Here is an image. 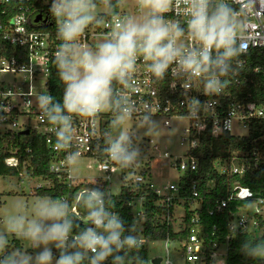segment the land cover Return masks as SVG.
<instances>
[{
    "label": "built area",
    "instance_id": "obj_1",
    "mask_svg": "<svg viewBox=\"0 0 264 264\" xmlns=\"http://www.w3.org/2000/svg\"><path fill=\"white\" fill-rule=\"evenodd\" d=\"M58 3L59 0H0V125L3 127L0 130H37L44 135L51 154L48 170L58 174L69 187L77 180L71 174V162L82 156L99 162V169L106 177L98 179L107 182L108 195H111L108 190L112 172L122 170L123 173L129 171L134 174L131 181H124L123 185L132 188L139 186L142 190V194L134 195L129 202L138 225V222L143 225L146 219V191H151L157 198L155 203L162 208L159 215L161 221L168 228L173 223L176 231L187 229V223L181 218L185 217V207L188 205L193 212L191 225L187 238L179 241L184 249L183 264H229L233 237L238 234L264 237V194L258 195L241 182L234 183L230 188L223 182L219 189H224L225 192L215 198L213 207L208 211L209 216L218 217L217 224L206 231L199 209L204 196L210 194L217 185L215 181L209 182L203 195L200 181L191 179L199 172L200 167L199 158L191 150L198 147L204 132H209L213 138L224 134L243 138L254 127L263 133L252 141L248 151L246 146L234 151L226 145L222 149V155L215 159L213 167L221 176L239 178L264 169V64L254 69L249 66L250 51L264 49V0H209V6L211 3L233 4L238 8L234 17L237 36L235 46L238 47L242 42L248 44L246 52L225 61L228 68L224 74H221L219 67L210 65L208 71L193 75L173 62L163 77L157 78L149 70L151 61H145L138 55L134 71L124 81L112 80L108 101L96 114L88 116L67 111L61 115L68 120V130L63 132L67 137L66 141L59 138L64 129L63 123L51 120L54 101L50 77L53 66L59 61L57 54L65 43L60 36L58 24V20L62 21L63 17L57 18L53 13V5ZM186 8L185 0H173L171 10L164 17L167 23L178 25L184 30L176 43L185 54L201 48L189 33L187 21L190 16L185 14ZM108 9L107 5V11L99 14L97 20L90 23L71 42L77 49L87 46L90 41L105 39L101 42L104 43L111 39L115 20H123L125 17L119 13L104 17L109 12ZM38 16L41 19L36 21ZM222 52L223 49L219 52L213 49L212 59L215 60ZM251 74L256 75L259 80L254 81ZM5 75H11L12 78L8 80ZM212 79L218 81V90L207 87ZM41 82L40 87L45 90V94L37 91ZM112 94L114 101L111 99ZM41 97H49L50 102L42 105ZM252 97H257L260 101ZM115 101L119 105V115L116 114ZM117 117L137 121L159 117L168 128H172L173 119H186L190 122L189 126L184 127L185 134L181 137V145L189 141L187 151L170 162L171 168L179 172L177 180L157 185L152 179L150 168L146 163L143 166L141 162L134 160L133 153L128 163L114 161L108 150L103 160L98 158L102 139L108 135V122ZM124 147L126 153L129 152L128 144H124ZM154 148L159 149L157 145ZM165 157L169 159L171 154L166 151ZM17 158L9 157L6 162L10 166H18ZM47 182L49 187L51 181ZM40 187L45 186L37 188ZM91 191L94 190H81L70 207L67 196L61 198L62 202H67L66 209L73 219H80L87 229H95V225L88 216L82 215L78 204L81 197ZM101 200L104 207L102 197ZM138 202L141 209L136 211ZM179 208L183 209L182 214L178 213ZM143 230V226L135 228L132 237L136 240L134 246L144 247L150 241ZM80 234L68 232L64 241L65 248L69 249L72 244L73 247L86 251L77 243L76 238ZM125 239L120 237L122 244H126L123 243ZM164 241L165 256L161 257V264H178L172 255L170 236ZM86 252L91 258L95 255L90 251ZM260 252L262 256L255 257V263L252 264H264V250ZM88 261L91 263L90 258ZM99 264L112 263L107 257Z\"/></svg>",
    "mask_w": 264,
    "mask_h": 264
},
{
    "label": "clouds",
    "instance_id": "obj_2",
    "mask_svg": "<svg viewBox=\"0 0 264 264\" xmlns=\"http://www.w3.org/2000/svg\"><path fill=\"white\" fill-rule=\"evenodd\" d=\"M185 2L187 4L185 14L190 16L187 21L189 33L201 45L199 51L194 50L187 54L176 43L184 34V30L178 25L167 23L164 18L171 10L173 0H137L140 10L146 11L143 22L131 17L116 19L111 39L98 45L95 52L79 51L77 46L71 43L95 19L92 15L95 8L92 0H59L58 4L53 5L55 17H63L62 21L58 20V24L60 36L65 43L61 45V51L57 54L60 76L67 85L63 108L70 113L88 116L96 114L108 101L112 80L124 81V78L134 71L138 55L145 61H151L149 70L157 78L163 77L173 62L193 75L208 71L210 65L219 67L221 74H224L228 68L225 61L248 49V44L243 42L238 47L235 46L236 13L232 8L221 4L210 14L209 0ZM213 49L217 52L223 49L215 60L211 56ZM217 84L218 81L212 79L207 87L210 90H218ZM49 102V97H41L42 105ZM52 112L54 115L51 116V120L64 125L59 138L66 141L67 137L63 132L68 130V120L60 115V105H54ZM125 139L122 134L108 149L114 161L131 160V155L126 153L124 147ZM86 205L92 209L88 219L95 225V229H87L76 239L81 248L95 254L91 264H99L112 253V245H116L117 248L122 246L120 240L122 224L115 215L109 216L104 210L99 192L87 193ZM65 215L66 206L63 204L42 205L39 209V216L42 219L59 221ZM10 224L12 231H22L31 240L45 244L50 241H60L63 244L71 227L67 221L63 224L53 223L46 228L40 223L31 222L25 229L23 218L13 220ZM96 229H103V233L107 235L98 233ZM4 243L3 237H0V247H3ZM123 243L131 247L136 244V240L127 237ZM51 259V251L46 248L37 257V264H51ZM81 260L80 253L62 255L57 264H80ZM0 264H28V261L9 257L0 261Z\"/></svg>",
    "mask_w": 264,
    "mask_h": 264
},
{
    "label": "trees",
    "instance_id": "obj_3",
    "mask_svg": "<svg viewBox=\"0 0 264 264\" xmlns=\"http://www.w3.org/2000/svg\"><path fill=\"white\" fill-rule=\"evenodd\" d=\"M123 0H92V3L107 4L109 9L108 13L104 16H110L118 14L120 12V5ZM216 3H211L209 6V13L211 14L218 7ZM228 7L232 8L234 12L238 8L233 4H227ZM264 49L260 48L252 50L249 53V66L254 69L257 66L264 64ZM58 63L53 66L51 77H50V90L53 96L54 105H60L61 113L64 115L67 110L63 108V98L66 91L67 85L62 81L60 76V69ZM251 78L254 81H258L256 75L251 74ZM253 87V86H252ZM252 88H250L251 90ZM111 99L114 101V95H111ZM252 99L260 101L257 97ZM116 114L119 115V105L115 101ZM108 135L102 139L101 147L99 149L100 160L106 157V152L109 149L112 141L110 139L111 121L108 122ZM26 130L8 131L3 132L0 130V176H19L28 178H37L47 181H51L49 187H40L35 189V193L41 197H49L53 200L61 199L67 196L68 206L70 207L73 202L77 199L78 194L83 189L94 190L101 194L104 200V210L109 216L115 215L122 224V232L120 237H133L135 234V228L139 226L133 215V208L129 202L132 197L136 194H142V190L139 186L137 187H126L122 186L121 193L119 196L113 194H107V182L102 179L89 181L76 180L69 187L58 174L52 173L48 170L50 161V151L46 143V137L37 130H30L29 133H25ZM263 131H258L254 127H251L249 135L243 138L235 137L231 134H224L219 138L211 137L209 132L201 134V140L197 148L191 150L192 154L197 156L200 160L199 172L196 173L191 179L200 181L201 190L206 188V185L215 181L217 185L210 194L204 196L201 201L202 207L199 209V214L202 217V221L205 225V230H211L215 224H217V216H209L208 211L213 207V201L216 197L222 196L225 192L224 189H219L223 182H226L227 188H230L236 182H241L244 185L251 187L258 195L264 194V169H260L253 174L248 173L246 177L239 178L238 176L225 177L221 176L213 167V163L216 158L222 155V149L228 145L232 150L236 151L241 146H246V151L251 147V143ZM127 154L131 155L132 148L129 146ZM18 157V166H10L6 160L9 157ZM94 156V155H91ZM122 163H128V161L121 160ZM191 181V180H190ZM189 183V181L187 182ZM219 184V186H218ZM227 190V189H226ZM146 196V219L144 224L143 234L149 240H165L170 236L172 241H183L187 238L189 233L188 228L191 225V217L193 212L189 210L188 205L185 207V217L181 218L187 223V229L184 231H176L173 229V223H170V228L167 227L166 223L161 221L159 215L161 214L162 208L155 203V198L151 191L144 192ZM86 200L83 196L81 198L78 208L83 216H88L92 209H89L86 205ZM67 206V202H63ZM1 205V201H0ZM69 222L71 227L69 232L82 233L87 230V226L74 220L70 213L67 214L66 219L63 223ZM62 223V224H63ZM100 233H103V229H96ZM107 235L106 233H103ZM17 245L19 242L17 241ZM112 253L108 256L112 264H125L128 262L144 261L148 258V251L146 246H129L122 244L120 248L116 245H112ZM264 250V237L257 238L250 234H238L233 237L231 242V248L229 251V264H252L255 263V252ZM9 253H6L1 261L9 258ZM119 257V259H117ZM91 264L90 261H87Z\"/></svg>",
    "mask_w": 264,
    "mask_h": 264
},
{
    "label": "rangeland",
    "instance_id": "obj_4",
    "mask_svg": "<svg viewBox=\"0 0 264 264\" xmlns=\"http://www.w3.org/2000/svg\"><path fill=\"white\" fill-rule=\"evenodd\" d=\"M95 8L92 10V15L95 22L99 14L107 11V5L94 3ZM119 15L122 17L135 18L139 22H143L146 11H141L138 7L137 0H123L120 5ZM105 39L88 42L87 46L79 47L77 50H91L95 52L98 45ZM94 45V47H93ZM9 80L11 75H5ZM44 81V79H43ZM42 81V82H43ZM39 83L37 91L45 94V90L40 87ZM35 123V122H33ZM110 139L113 142L117 141L123 134L126 139L124 144H128L132 148L134 160L141 162L142 165L150 168L152 179L157 185H162L167 181H175L179 176V172L171 168L170 162L173 159L179 158L186 153L188 142L181 145V137L184 136V127L190 125L186 119H173L172 128H168L163 124V119L153 117L147 121H137L129 118L117 117L111 120ZM0 129L3 127L0 125ZM154 145L158 146L155 150ZM171 154L169 159L165 157V152ZM71 174L78 180L87 179L89 181L97 180L100 177H106V174L99 169V162L91 157L82 156L75 158L71 162ZM134 177L129 171L123 173L122 170H117L110 174L109 192L115 196H119L124 181L129 183ZM48 182L43 179L26 178L19 176H0V237H3L5 243L0 247V261L6 253L16 260L27 259L28 264H37V257L40 253L49 249L51 251V264H57L62 255H75L80 253L82 256V264H88L87 261H92L90 254L80 250L78 247H73L70 244L69 249L65 248V243L60 241H50L47 244L43 242L33 241L28 238L22 231H12L10 222L18 218H23L25 229L31 222H37L45 226V228L53 223L62 224L69 211L66 209V215L59 221L50 219H42L39 216V209L42 205H52L54 203L63 204L61 199L53 200L49 197H41L36 195L35 189L38 186L48 187ZM136 208V211L141 209V204ZM193 207V206H191ZM178 213L182 214L183 209L179 208ZM142 226L141 222H138ZM178 227V222L175 223ZM17 241L19 245H17ZM165 241L150 240L147 243L148 258L144 261L126 264H153L152 260L156 257L165 256ZM172 255L177 259L178 264H183L184 249L178 241H171ZM255 257L262 256V252H256ZM5 260V259H4Z\"/></svg>",
    "mask_w": 264,
    "mask_h": 264
},
{
    "label": "water",
    "instance_id": "obj_5",
    "mask_svg": "<svg viewBox=\"0 0 264 264\" xmlns=\"http://www.w3.org/2000/svg\"><path fill=\"white\" fill-rule=\"evenodd\" d=\"M41 19V16H38L36 21H39ZM25 133H29L28 130L25 131ZM85 198H87V194L84 195ZM79 223H82V221L80 219L77 220ZM153 264H161V257H156L152 260ZM80 264H82V260L80 262Z\"/></svg>",
    "mask_w": 264,
    "mask_h": 264
}]
</instances>
